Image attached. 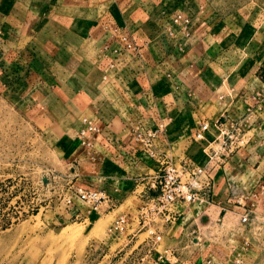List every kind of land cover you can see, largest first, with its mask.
<instances>
[{
  "label": "crops",
  "instance_id": "0c3cea01",
  "mask_svg": "<svg viewBox=\"0 0 264 264\" xmlns=\"http://www.w3.org/2000/svg\"><path fill=\"white\" fill-rule=\"evenodd\" d=\"M178 15L189 19L186 27L173 23ZM122 35L135 50L122 48ZM0 95L50 139L76 134L82 157H95L98 165L89 180L71 164L67 170L102 191L112 212L124 207L135 214L154 195L149 177L166 162L203 168L210 186L202 201L180 207L161 243L177 264L223 261V240L244 228L232 197L264 183V0H0ZM83 118L102 127L90 153L77 139ZM225 121L242 124L250 142L215 165L206 146ZM204 123L209 127L198 141ZM136 124L158 131L153 158L133 145ZM54 209H60L55 225L99 214L79 203ZM220 221L225 226L216 230ZM258 228L242 235L252 240L246 264H264ZM129 231L96 241L92 263H100L97 251L106 264L120 263L141 235ZM198 232L204 237L197 241Z\"/></svg>",
  "mask_w": 264,
  "mask_h": 264
},
{
  "label": "rangeland",
  "instance_id": "374dc122",
  "mask_svg": "<svg viewBox=\"0 0 264 264\" xmlns=\"http://www.w3.org/2000/svg\"><path fill=\"white\" fill-rule=\"evenodd\" d=\"M9 100L0 95V264H97L92 263L94 243L106 237L108 226L125 208L112 212L110 202L104 203L99 214L95 218L89 214L84 223L53 224L54 213L60 212L54 208L62 200L61 179L65 172L69 173L67 165H73L71 168L81 178L89 180V175L96 173V158L82 157L75 133L50 139ZM132 143L143 152L133 135ZM248 230L251 234L258 232L256 226L244 227L240 232L234 229V234L231 230L226 247L237 249L245 239H250L251 250V238H242ZM144 238L140 235L130 251ZM123 242L121 239L112 250ZM157 249H164L162 243ZM94 253L96 259L101 254L99 264H106L108 257L102 260L103 253Z\"/></svg>",
  "mask_w": 264,
  "mask_h": 264
},
{
  "label": "built area",
  "instance_id": "2783aa9c",
  "mask_svg": "<svg viewBox=\"0 0 264 264\" xmlns=\"http://www.w3.org/2000/svg\"><path fill=\"white\" fill-rule=\"evenodd\" d=\"M179 22L186 27L189 24V19L178 15L173 19V23L178 24ZM119 41L124 50L133 51L136 49L134 43L126 35L120 36ZM113 52L116 53V51ZM208 127L207 123L202 124L195 133L194 138L198 141L203 140ZM101 133L102 127L96 121L83 118L82 127L77 133V139L80 146L87 153H90L96 138ZM132 135L134 141L140 143L143 147V152L153 158L152 148L158 131L144 129L136 124ZM249 142L250 136L244 130L242 124L228 121L220 123L217 137L206 146L208 160L215 165H222L238 150L246 148ZM149 178L148 187L154 192V195L141 203L135 214L122 213L113 219L106 230V234L120 238L125 235L127 230H131L130 236L145 235L143 241L135 249L122 257L123 264L128 261V257H133L131 258L132 263L129 264H164L167 262L177 264V259L171 250L157 249L162 242L163 228L176 222L181 215L179 210L181 206L202 201L200 195L209 188L210 179L201 167H191L186 164L176 165L170 162H166L159 173ZM61 180L64 182V193L61 196L60 203L66 209L79 203L88 211L99 213L101 206L104 203H109L108 197L102 191L76 182V176H72L71 173H64ZM232 200L233 204L242 210L239 214L233 212V215L237 216L239 226H256L257 228L262 227L264 230V183H257L248 192H239L232 197ZM258 212L262 215H257ZM257 217H260L262 221L256 222ZM255 223L260 226L255 225ZM224 226L225 222L220 221L216 230L224 228ZM259 232H262V230L260 231L258 228ZM194 235L196 240L204 237L200 232ZM209 237L211 236L209 235ZM261 237V243L264 244V236ZM214 238H216V235ZM249 240L245 239L241 247L237 249L232 246L227 247L228 254L223 261L218 262V260L210 257L204 261V264H246L245 256L250 248ZM226 242L223 240V244ZM215 243L221 244L222 241L216 239ZM142 247L143 250L138 253L137 250ZM104 258L103 255L102 260ZM107 261L108 258L105 263Z\"/></svg>",
  "mask_w": 264,
  "mask_h": 264
}]
</instances>
